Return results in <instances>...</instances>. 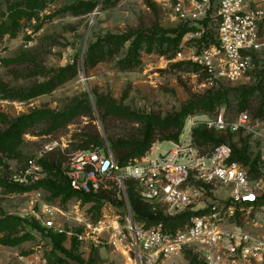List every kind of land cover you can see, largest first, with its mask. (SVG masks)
I'll return each instance as SVG.
<instances>
[{"label":"built area","instance_id":"2783aa9c","mask_svg":"<svg viewBox=\"0 0 264 264\" xmlns=\"http://www.w3.org/2000/svg\"><path fill=\"white\" fill-rule=\"evenodd\" d=\"M176 1L175 10L183 18L206 21L205 28L215 32V43L200 53L179 51L176 56L201 68L207 80H243L254 68L253 56L264 52V0H191L190 9L184 0ZM204 31L192 36L199 39ZM199 124L208 130L229 129L248 136L258 175L252 177L248 166L231 160L229 145L220 144L204 153L192 137V129ZM169 143L172 148L168 151L155 157L148 152L123 168H118L108 147L106 152L77 149L61 170L72 189L97 193L106 189L121 169L137 182L140 196L158 205L165 215L187 210L201 213L190 217L184 228L169 233L162 223L149 229L136 225L125 202V222L102 212L93 223L92 213L86 218L78 214L74 221L84 232L76 236L82 240L89 232L91 241L105 239L115 252H132L135 264H165L184 249H190L204 264H264V117L252 120L247 112H241L234 120H227L226 108L221 106L210 118L188 116L179 139ZM56 148L64 149V145L57 140L45 142L24 167L11 169L9 182L28 185L41 180L44 171L37 160ZM116 184L125 199L124 181ZM220 190L223 197L216 196ZM43 207L42 213H50V209L62 213L54 205ZM42 213L33 215L39 223H43ZM43 226L53 228L50 217ZM17 259L21 264H53L32 255H18Z\"/></svg>","mask_w":264,"mask_h":264},{"label":"rangeland","instance_id":"374dc122","mask_svg":"<svg viewBox=\"0 0 264 264\" xmlns=\"http://www.w3.org/2000/svg\"><path fill=\"white\" fill-rule=\"evenodd\" d=\"M104 1H49L35 17L30 20L22 19L21 26L14 36H4L0 44V113L13 118L38 108L62 111L73 99L86 97L91 103L93 95H101L128 106L133 111L166 117L215 92L254 86L260 72L264 71V52L253 56V70L240 81H231L227 78L207 80V75L201 68L181 60L176 56L177 52L165 55L157 52H142L141 65L137 70L121 72L117 70L115 63L126 49H122L105 61L98 62L92 68H85L82 59L85 47L97 36L106 33L123 34L138 30L149 31L153 28L172 30L187 25L204 29L211 36L214 34L213 30H207L202 22L183 18L175 10L176 0ZM184 1L186 9H190L191 0ZM79 2L94 3L96 8L87 14H72L69 8ZM0 12H6L4 0L0 1ZM193 34L190 31L182 37L177 51L186 54L198 50ZM68 64L75 68L74 76L57 85L50 93L26 101L3 96V93L11 89L26 91L43 83ZM231 96L230 93V98ZM93 115L97 117L94 108ZM189 116L202 120L209 117L200 111H195ZM86 122V117H80L76 122L69 124L54 140L62 143L64 148H72L70 146L72 135L79 132ZM94 123L101 135L105 136L101 123L97 120ZM4 127L5 125L0 123V129ZM111 127L110 131L113 133L128 135L136 125L133 127L132 124L116 121ZM48 137L51 136L25 134L24 143L18 151L19 156H5L0 153V176L5 178L8 169H16L25 159L37 155ZM171 148V143L157 141L151 144L144 155L150 152V156L155 157ZM128 178L124 171L119 169L106 189L113 187L118 189L116 184L118 180L125 181ZM216 194L218 197L224 196L222 190L217 191ZM122 198L123 195L119 193L117 199ZM207 199H211L210 196ZM44 204L54 205L62 213L54 209H50V213H42ZM95 205V202H83L79 198H72L62 203L59 197L50 199V193L41 188L14 193L5 191L0 185V217L16 215L34 218V213H42L43 225L45 219L50 217L52 227L62 229V233H66L65 248L70 249L72 239H76V253L84 260L87 261L92 257L94 264H135L132 252L125 255L115 252L105 239L91 241L89 232H87L88 237L82 240L76 236L84 232L80 224L74 221V217L78 214L86 215V218L92 213L90 221L93 223L101 218L102 212L125 222L128 215L125 205L119 206L117 201H103L98 208H94ZM41 223L45 234L49 229L56 232L55 228L45 227ZM134 223L143 229L154 226L146 228L142 222L134 221ZM187 224L185 223L182 228ZM24 231H30L32 238L16 246L0 243V264H21L17 259L18 255H32L46 259L51 256V246L46 236L28 227ZM57 254L65 258L62 253ZM70 263L75 264L73 261ZM165 264H189V261L182 251L180 255L168 259Z\"/></svg>","mask_w":264,"mask_h":264},{"label":"trees","instance_id":"16d2710c","mask_svg":"<svg viewBox=\"0 0 264 264\" xmlns=\"http://www.w3.org/2000/svg\"><path fill=\"white\" fill-rule=\"evenodd\" d=\"M1 1V0H0ZM6 12H0V44L5 35L14 36L21 26V20H30L45 8L49 1L55 0H4ZM109 0H105L107 2ZM96 8L94 3L79 2L69 8L72 14H87ZM204 27L206 21H202ZM200 28L182 25L176 29L165 30L153 28L149 31H131L123 34L106 33L97 36L85 47L82 59L83 67L92 68L98 62L105 61L122 49H126L118 58L115 66L118 71L131 72L137 70L141 65V53L157 52L160 55L175 53L182 37L188 33H196ZM213 36L204 31L201 38L195 39L200 53L203 47L215 43V32ZM189 63V62H188ZM75 74V68L68 64L56 71L52 77L43 83H39L26 91L14 90L3 93L5 98L26 101L39 95L50 93L57 85ZM230 93L232 94L230 98ZM226 108L227 120H234L241 112H247L252 120L264 117V71L260 72L259 79L254 86L236 89L233 91H218L205 99L192 102L177 112L166 117L155 114L139 113L131 110L128 106L121 105L101 95H93V101L83 97L73 99L62 111H54L48 108L33 109L29 113L9 118L0 113V123L5 125L0 129V153L5 156H19V149L24 143V135L51 136L47 141L54 140L71 123L80 117H86L87 122L81 130L71 137L70 147L64 149L56 148L44 153L37 163L43 168L44 177L32 184L18 185L9 182L10 169L6 177L0 176V185L8 192L23 193L33 189H43L50 193V199L60 198L62 203L72 198H79L83 202H95L94 208H98L103 201L118 202V205L129 207L134 221L142 222L144 226L150 227L162 223L166 232L174 233L182 229L190 217L201 212L190 210L178 215H165L158 205L145 201L139 194L138 184L134 179L128 178L124 181L125 199H117L122 192L116 187L100 190L97 193H86L71 188L67 177L63 174L62 164L68 160L70 154L77 149H101L110 153L117 163L118 168H123L146 153L154 142H176L183 132L186 119L189 115L200 111L213 117L219 107ZM93 108L97 117L93 115ZM208 118V117H207ZM97 120L103 127L105 136H102L94 121ZM119 121L129 123L134 127L128 135H120L110 131L111 125ZM194 143L206 153L212 151L220 144L229 145L233 154L231 160L238 161L249 167L252 177L258 175L257 158L249 149L248 136L241 131L232 132L229 129L223 131L208 130L202 124L192 129ZM45 143V142H44ZM35 155L25 159L17 168L24 167L28 160ZM118 190V191H117ZM35 230L48 239L51 246L48 261L53 264H94V259L84 260L77 251V242L73 238L70 249L65 248L66 233L47 230L32 217H19L6 215L0 217V243L7 246H16L32 238L30 231ZM62 253L60 257L57 253ZM189 264H204L190 249H184Z\"/></svg>","mask_w":264,"mask_h":264},{"label":"water","instance_id":"95a60500","mask_svg":"<svg viewBox=\"0 0 264 264\" xmlns=\"http://www.w3.org/2000/svg\"><path fill=\"white\" fill-rule=\"evenodd\" d=\"M98 13V11L96 12V14Z\"/></svg>","mask_w":264,"mask_h":264}]
</instances>
